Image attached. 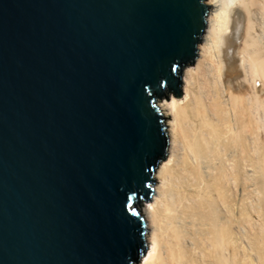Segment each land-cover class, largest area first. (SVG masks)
<instances>
[{
	"label": "water",
	"instance_id": "95a60500",
	"mask_svg": "<svg viewBox=\"0 0 264 264\" xmlns=\"http://www.w3.org/2000/svg\"><path fill=\"white\" fill-rule=\"evenodd\" d=\"M205 0H0V264H135Z\"/></svg>",
	"mask_w": 264,
	"mask_h": 264
},
{
	"label": "bare ground",
	"instance_id": "6f19581e",
	"mask_svg": "<svg viewBox=\"0 0 264 264\" xmlns=\"http://www.w3.org/2000/svg\"><path fill=\"white\" fill-rule=\"evenodd\" d=\"M205 2L183 95L158 103L171 118L138 264H264V0Z\"/></svg>",
	"mask_w": 264,
	"mask_h": 264
},
{
	"label": "rangeland",
	"instance_id": "374dc122",
	"mask_svg": "<svg viewBox=\"0 0 264 264\" xmlns=\"http://www.w3.org/2000/svg\"><path fill=\"white\" fill-rule=\"evenodd\" d=\"M205 31H206V28H205V30H204V33H205ZM203 33V34H204ZM203 36V35H202ZM200 42H201V40H200ZM237 57V56H236ZM194 63V62H193ZM172 93H169L168 94V98H170V95H171ZM163 99H166L165 97H163L161 100H159V102L160 101H162ZM162 114H163V116H164V118H165V120H164V122H165V124H166V132L168 133V128H169V126H168V121H169V119L171 118V115L169 114V113H167V112H164V111H162ZM168 135V134H167ZM168 138V137H167ZM252 177H253V182H254V185L252 186V188H253V190H254V192H255V189L257 190V189H261L262 188V182H264V181H262V179L261 178H259V176H260V174L257 172H252ZM153 179H155V181L153 182V184L152 185H155V183H157L158 182V180H157V178L155 177V175L153 174ZM253 195H254V193H253ZM257 194H255L254 195V199H255V201L257 200ZM261 196V198H262V195H260ZM256 197V198H255ZM263 198H264V196H263ZM262 203H263V205H264V199H262ZM145 204H147V202H145L144 201V199H142L141 200V202H140V209L142 210V207H143V205H145ZM253 217H254V219L255 220H257L258 221V217H257V214H254L253 213ZM256 221V222H257ZM148 230H149V228H147ZM255 261H256V259H255ZM140 262V258H139V260L135 263V264H138Z\"/></svg>",
	"mask_w": 264,
	"mask_h": 264
}]
</instances>
